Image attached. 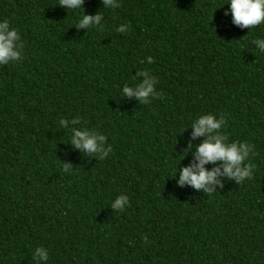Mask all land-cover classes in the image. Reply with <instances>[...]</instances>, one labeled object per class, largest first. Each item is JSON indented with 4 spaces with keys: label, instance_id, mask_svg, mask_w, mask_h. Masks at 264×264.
Returning <instances> with one entry per match:
<instances>
[{
    "label": "trees",
    "instance_id": "trees-1",
    "mask_svg": "<svg viewBox=\"0 0 264 264\" xmlns=\"http://www.w3.org/2000/svg\"><path fill=\"white\" fill-rule=\"evenodd\" d=\"M228 2L0 0L22 44L0 64V264H264V54L252 42L264 23L234 24ZM83 12L101 26L79 27ZM145 70L158 95L121 96ZM205 113L225 119L227 142L252 146L251 179L217 160L204 165L220 169L214 191L178 183L199 163L207 134L191 124ZM74 128L104 134L109 155L76 148Z\"/></svg>",
    "mask_w": 264,
    "mask_h": 264
},
{
    "label": "clouds",
    "instance_id": "clouds-1",
    "mask_svg": "<svg viewBox=\"0 0 264 264\" xmlns=\"http://www.w3.org/2000/svg\"><path fill=\"white\" fill-rule=\"evenodd\" d=\"M83 2L84 0H59V4L69 10L81 8ZM104 3L109 8L118 7V0H104ZM227 4L230 6L233 23L241 28L254 27L264 23V0H229ZM101 19L102 14L87 15L83 12L77 25L79 27L101 26ZM127 30L128 26L125 24L119 25L116 29L122 33ZM252 42L257 46L259 53L264 54V39L257 38ZM21 48L19 31L15 27H11L8 20H0V64L18 61L22 56ZM148 63H152L150 56ZM139 76H143L144 79L139 81L135 87L125 86L121 91V96H136L140 98L141 103H148L151 98L158 95L156 91L157 78L147 70L139 72L137 77ZM80 122L78 118L71 122L62 119L60 125L67 127L69 123L80 124ZM225 124L226 121L223 117L217 118L213 113H205L192 121L193 136L206 134L207 136L196 146L195 156L199 163L183 167L180 171L178 181L180 185L187 183L197 189H204L207 193L214 191L210 185L220 183L216 179L220 174V169L209 170L204 165L217 160L224 162L223 174L228 178H235L238 184L253 177L255 165L245 163L252 152V146L245 142H227L228 137L220 131ZM71 131L72 143L76 148L85 149L100 159L107 157L111 152V145L106 146L105 144L107 137L104 134L85 128H74ZM64 170L70 171L71 165L65 164ZM177 170L178 168L175 169L173 175ZM128 203V195L121 193L112 200L111 207L114 211H123ZM33 256L38 261L47 262L49 260V252L43 246L36 247Z\"/></svg>",
    "mask_w": 264,
    "mask_h": 264
}]
</instances>
